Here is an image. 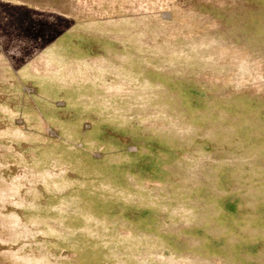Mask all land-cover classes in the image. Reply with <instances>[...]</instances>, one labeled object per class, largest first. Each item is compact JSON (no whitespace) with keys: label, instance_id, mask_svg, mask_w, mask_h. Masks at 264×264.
<instances>
[{"label":"rangeland","instance_id":"374dc122","mask_svg":"<svg viewBox=\"0 0 264 264\" xmlns=\"http://www.w3.org/2000/svg\"><path fill=\"white\" fill-rule=\"evenodd\" d=\"M0 264H264V0H0Z\"/></svg>","mask_w":264,"mask_h":264}]
</instances>
